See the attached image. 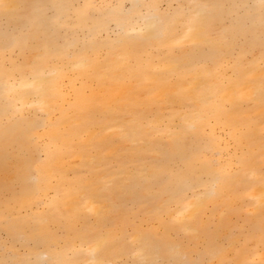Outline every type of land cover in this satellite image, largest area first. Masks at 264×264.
Here are the masks:
<instances>
[{"label": "bare ground", "instance_id": "bare-ground-1", "mask_svg": "<svg viewBox=\"0 0 264 264\" xmlns=\"http://www.w3.org/2000/svg\"><path fill=\"white\" fill-rule=\"evenodd\" d=\"M0 264H264V0H0Z\"/></svg>", "mask_w": 264, "mask_h": 264}]
</instances>
